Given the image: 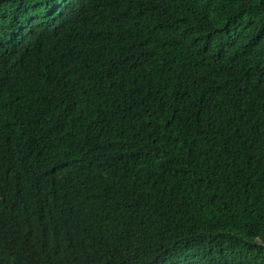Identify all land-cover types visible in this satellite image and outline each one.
<instances>
[{
  "label": "trees",
  "instance_id": "16d2710c",
  "mask_svg": "<svg viewBox=\"0 0 264 264\" xmlns=\"http://www.w3.org/2000/svg\"><path fill=\"white\" fill-rule=\"evenodd\" d=\"M0 264H264V0H0Z\"/></svg>",
  "mask_w": 264,
  "mask_h": 264
}]
</instances>
